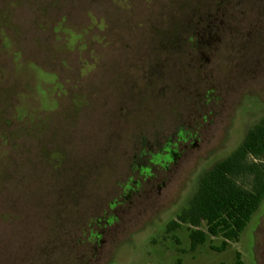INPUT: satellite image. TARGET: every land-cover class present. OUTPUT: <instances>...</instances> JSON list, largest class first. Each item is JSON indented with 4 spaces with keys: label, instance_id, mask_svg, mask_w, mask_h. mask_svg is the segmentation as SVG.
Returning <instances> with one entry per match:
<instances>
[{
    "label": "rangeland",
    "instance_id": "1",
    "mask_svg": "<svg viewBox=\"0 0 264 264\" xmlns=\"http://www.w3.org/2000/svg\"><path fill=\"white\" fill-rule=\"evenodd\" d=\"M218 3L220 42L193 61L189 24ZM262 13L0 0V264H264V203L221 253L220 238L192 252L186 225L167 232L264 119Z\"/></svg>",
    "mask_w": 264,
    "mask_h": 264
},
{
    "label": "trees",
    "instance_id": "2",
    "mask_svg": "<svg viewBox=\"0 0 264 264\" xmlns=\"http://www.w3.org/2000/svg\"><path fill=\"white\" fill-rule=\"evenodd\" d=\"M254 1L264 3V0H251V3ZM224 6V3H218L214 12L196 15L190 22L189 42L197 55L193 61L198 60L204 49H212L213 43L220 42ZM263 203L264 119L246 132L240 145L229 156L200 175L193 194L176 219L168 224L167 232L186 225L192 252L204 245L208 236L220 238V245L211 246V250L221 253L230 243L239 240ZM236 264H243L239 253L236 254Z\"/></svg>",
    "mask_w": 264,
    "mask_h": 264
},
{
    "label": "flooded vegetation",
    "instance_id": "3",
    "mask_svg": "<svg viewBox=\"0 0 264 264\" xmlns=\"http://www.w3.org/2000/svg\"><path fill=\"white\" fill-rule=\"evenodd\" d=\"M169 153H170L171 155H173V153H172L171 151H170Z\"/></svg>",
    "mask_w": 264,
    "mask_h": 264
}]
</instances>
